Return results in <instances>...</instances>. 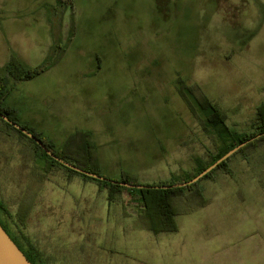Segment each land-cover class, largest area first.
<instances>
[{
  "label": "rangeland",
  "instance_id": "rangeland-1",
  "mask_svg": "<svg viewBox=\"0 0 264 264\" xmlns=\"http://www.w3.org/2000/svg\"><path fill=\"white\" fill-rule=\"evenodd\" d=\"M73 2L72 15L59 0H0L1 67L13 58L42 65L52 16L68 48L8 91L20 123L54 148L88 131L107 178L127 172L147 185L194 172L216 146L182 82L201 88L231 129L255 131L264 0ZM37 105L42 118H30ZM248 152L228 162L231 174L219 169L201 181L208 205L179 215L176 232L155 234L139 225L129 192L110 200L95 180L59 165L47 172L41 151L0 121V217L38 264H264V145Z\"/></svg>",
  "mask_w": 264,
  "mask_h": 264
},
{
  "label": "trees",
  "instance_id": "trees-1",
  "mask_svg": "<svg viewBox=\"0 0 264 264\" xmlns=\"http://www.w3.org/2000/svg\"><path fill=\"white\" fill-rule=\"evenodd\" d=\"M60 5H65L71 8L73 13V0H59ZM74 20L72 18L71 35L74 32ZM59 51L55 54L49 55L44 63L38 67L28 68L24 64L20 63L18 59H11L6 66H0V111L5 113L11 120L15 121L19 125L25 127L28 131L38 136L43 142L54 152L58 157L70 162L78 167H81L87 171L94 172L102 175L99 172L94 146L92 144L91 133H83L80 140L70 138L61 149H56L53 145L40 133L34 131L32 128L20 123L17 117V111L5 105V99L8 96L9 86L14 85L17 81H25L35 78L41 73L45 72L55 63H57L64 52L62 44H58ZM4 71L5 74H1ZM182 94L189 102L190 106L196 110L200 109L203 114L200 116L203 122L204 128L209 130L216 146V153L211 154L210 161H204L201 158H196L195 171L190 173H183L181 175H174L170 181L161 182L157 184L147 185H174L178 183L187 182L202 171L207 169L218 159L224 156L227 152L232 150L235 146L254 138L247 145L239 149L236 153L231 155L228 159L221 162L216 168L210 171L199 181L183 186V187H171L167 189H155V188H138V187H125L120 184H114L107 181L98 180L90 176L79 173L73 169H70L63 164L57 162L54 158L48 155L42 150V148L30 137L19 131L17 128L6 122L0 117V121L3 122L8 128L16 131L21 136L28 139L35 147L41 151L42 156L47 161L46 171L52 170L54 166H62L73 174H79L87 179L97 181L100 186L109 191V199L116 200L120 198L123 192L127 191L131 195V199L134 200V205L137 210V220L139 225L146 230H149L155 234L159 233H171L178 230L177 217L181 214H189L198 208L208 205L209 200L206 198L204 189L201 185V181L209 179L213 176L215 171L223 169L227 173L231 174L232 170L229 167L228 162L237 153H242L247 156L250 152L248 150L255 149L264 145V104H261L257 108L256 113V129L251 133H240L231 129L226 123V114L224 111L212 100H210L198 86H189L182 82ZM120 182H129L132 184H141L137 178L132 174L123 172L120 179H115ZM124 213L127 212V206L124 205ZM19 220L23 221L21 214ZM4 228V227H3ZM5 229V228H4ZM6 230V229H5ZM7 231V230H6ZM8 233V232H7ZM9 234V233H8ZM10 235V234H9ZM11 237V236H10ZM12 238V237H11ZM13 239V238H12ZM14 240V239H13ZM19 248L24 252L27 258L33 263L38 264L37 261L27 254L21 246L14 240Z\"/></svg>",
  "mask_w": 264,
  "mask_h": 264
},
{
  "label": "water",
  "instance_id": "water-1",
  "mask_svg": "<svg viewBox=\"0 0 264 264\" xmlns=\"http://www.w3.org/2000/svg\"><path fill=\"white\" fill-rule=\"evenodd\" d=\"M0 117L17 128L19 131L30 137L32 140H34L48 155L56 159L58 162L62 163L64 166L73 169L79 173H82L84 175L90 176L92 178L107 181L114 184H120L125 187H138V188H155V189H167L171 187H183L190 184H193L200 179H202L205 175H207L210 171H212L214 168H216L221 162L228 159L231 155L236 153L239 149L247 145L250 141H252L254 138H251L237 146H235L232 150L227 152L224 156H222L220 159H218L215 163H213L211 166H209L207 169L202 171L199 175L194 177L193 179L178 183L174 185H144V184H132L129 182H120L117 180H113L110 178H107L103 175L87 171L81 167H78L70 162H67L63 160L62 158L58 157L54 152H52L49 147L41 140L38 136L28 131L25 127L19 125L15 121L11 120L5 113L0 111ZM0 264H33L27 256L24 254V252L19 248V246L14 242V240L10 237V235L7 233V231L3 228V226L0 224Z\"/></svg>",
  "mask_w": 264,
  "mask_h": 264
},
{
  "label": "crops",
  "instance_id": "crops-1",
  "mask_svg": "<svg viewBox=\"0 0 264 264\" xmlns=\"http://www.w3.org/2000/svg\"><path fill=\"white\" fill-rule=\"evenodd\" d=\"M53 18H48V24H49V26H50V34H51V45H50V48H49V52H48V54H47V57L49 56V55H51V54H54L55 52H57V49H58V44H62L61 43V41L58 39V37H57V34H56V32H55V24H54V16H52ZM63 45V44H62ZM64 47V46H63ZM68 49V48H67ZM67 49L64 47V53H63V55H62V57H61V59L60 60H62V58H63V56H64V54L66 53V51H67ZM57 63H59V61L57 62ZM57 63H55L53 66H55ZM61 65V64H60ZM59 65V66H60ZM53 66H51L50 68H52ZM49 68V69H50ZM49 69H47V70H49ZM46 70V71H47ZM45 71V72H46ZM44 73V72H43ZM42 74V73H41ZM31 80V79H30ZM33 96H29V95H27V94H25V97H26V99H29V100H35L36 99V97L34 96V94H32ZM62 102V101H61ZM64 103V102H63ZM5 104H6V106H8V107H12V108H15V109H17V110H19V112H20V105H18V104H16V103H13L12 101H9V95L7 96V98H6V101H5ZM41 104H42V106H43V102H41ZM65 104V103H64ZM68 109L67 110H63V115H65V114H68ZM54 112V113H53ZM47 113L48 114H55V116H57V114H56V110L55 109H49V111H47ZM33 114L34 115H32V117H30V118H35V117H37L38 119L39 118H42V116H43V108L41 107V105H37V106H35L34 107V111H33ZM63 115H60V116H63ZM19 118L20 119H22L23 117L21 116V115H19ZM40 133V132H39ZM21 217H22V215H21Z\"/></svg>",
  "mask_w": 264,
  "mask_h": 264
},
{
  "label": "flooded vegetation",
  "instance_id": "flooded-vegetation-1",
  "mask_svg": "<svg viewBox=\"0 0 264 264\" xmlns=\"http://www.w3.org/2000/svg\"><path fill=\"white\" fill-rule=\"evenodd\" d=\"M43 150V149H42ZM44 151V150H43ZM45 152V151H44ZM53 158V157H52ZM56 160V159H55ZM57 161V160H56ZM58 162V161H57ZM60 163V162H59ZM62 164V163H61ZM0 224L7 230V232L10 234V236L14 239L13 235L11 234V232L9 231L8 227V222L5 220H3L1 217H0ZM15 240V239H14ZM16 241V240H15ZM18 243V242H17Z\"/></svg>",
  "mask_w": 264,
  "mask_h": 264
}]
</instances>
